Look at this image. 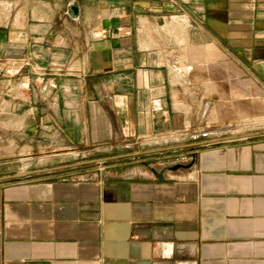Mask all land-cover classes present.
<instances>
[{"label": "crops", "instance_id": "obj_1", "mask_svg": "<svg viewBox=\"0 0 264 264\" xmlns=\"http://www.w3.org/2000/svg\"><path fill=\"white\" fill-rule=\"evenodd\" d=\"M1 6L0 264H264V0Z\"/></svg>", "mask_w": 264, "mask_h": 264}, {"label": "rangeland", "instance_id": "obj_2", "mask_svg": "<svg viewBox=\"0 0 264 264\" xmlns=\"http://www.w3.org/2000/svg\"><path fill=\"white\" fill-rule=\"evenodd\" d=\"M0 10H3V6L0 7ZM212 79L216 80L217 77L220 76L219 67L217 65L212 66ZM216 71V72H215ZM237 69L233 67V70L229 69L228 72H224L223 76L227 77L232 81V84H235V90L233 91V96L229 100V118L225 120H209L203 121L204 126L209 128L212 131L224 132V137H232V135H240V133L255 134V133H263L264 134V91H260L253 83H243L238 80L233 81L234 77L237 75ZM215 72V73H214ZM237 82V83H236ZM249 84L253 88V92L257 97L259 103L253 101L251 98H247L243 93L237 91L236 86L240 84ZM242 84V85H243ZM221 90L219 89L217 93L215 92V98L213 99V107H214V115L216 116L217 112H222L221 105L217 106L216 102L221 99ZM239 95V96H238ZM232 99H246L245 103L246 108L243 107L241 101H232ZM199 102L203 100V104L201 106L205 107L206 100L198 99ZM262 101V102H261ZM239 107V108H238ZM208 122L210 126L208 125ZM203 126V127H204ZM223 128V129H220ZM241 136V135H240Z\"/></svg>", "mask_w": 264, "mask_h": 264}, {"label": "bare ground", "instance_id": "obj_3", "mask_svg": "<svg viewBox=\"0 0 264 264\" xmlns=\"http://www.w3.org/2000/svg\"><path fill=\"white\" fill-rule=\"evenodd\" d=\"M183 28V27H182ZM176 29V28H175ZM181 29V28H180ZM178 32V31H177ZM174 34V33H173ZM183 34V33H182ZM179 35V34H178ZM179 38V37H178ZM181 39V38H180ZM203 60V59H202ZM211 68V67H210ZM212 69V68H211ZM213 70V69H212ZM214 71V70H213ZM199 72V71H198ZM216 72V71H215ZM214 72V73H215ZM197 73V72H196ZM224 74V73H223ZM237 83V82H236ZM243 84V83H242ZM240 84L236 86V89L238 92L243 93L247 98L253 99V101H256L259 103L257 95L253 92V88L248 84ZM224 90V89H223ZM229 91V90H228ZM226 92V91H225ZM239 96V95H238ZM262 102V101H261Z\"/></svg>", "mask_w": 264, "mask_h": 264}, {"label": "built area", "instance_id": "obj_4", "mask_svg": "<svg viewBox=\"0 0 264 264\" xmlns=\"http://www.w3.org/2000/svg\"><path fill=\"white\" fill-rule=\"evenodd\" d=\"M7 73L8 74H13L12 71H10V70H7ZM22 86H23V88H28L29 87V85H27L26 83H23Z\"/></svg>", "mask_w": 264, "mask_h": 264}, {"label": "water", "instance_id": "obj_5", "mask_svg": "<svg viewBox=\"0 0 264 264\" xmlns=\"http://www.w3.org/2000/svg\"><path fill=\"white\" fill-rule=\"evenodd\" d=\"M76 11V9H74Z\"/></svg>", "mask_w": 264, "mask_h": 264}]
</instances>
